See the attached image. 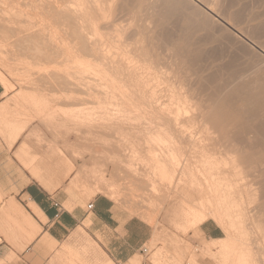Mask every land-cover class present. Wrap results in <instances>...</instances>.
Listing matches in <instances>:
<instances>
[{
  "label": "bare ground",
  "instance_id": "obj_1",
  "mask_svg": "<svg viewBox=\"0 0 264 264\" xmlns=\"http://www.w3.org/2000/svg\"><path fill=\"white\" fill-rule=\"evenodd\" d=\"M20 1H27L33 11L22 9ZM7 29L14 31L11 39ZM0 65L20 88L0 106V129L9 147L25 130L17 116L30 121L36 114L51 122L60 114L64 122L83 120L102 130L110 127L102 123L137 113L142 122L138 130H155L148 146L156 145L160 154L151 157L155 163H149L150 178L166 182L181 171L179 181L189 192V203L174 207L173 224L194 230L212 220L225 237L207 243L204 250L216 249L220 264H250L249 245L257 236L249 232L244 210L246 197L257 195L252 194L257 188L242 182L250 174L252 186L261 184L264 191V151L239 150L246 146L244 140L249 152L264 148V0H0ZM38 76L63 86L60 98L84 94L98 106L79 112L53 110L56 95L33 86ZM0 83L3 95L12 90L1 75ZM196 125L205 135L215 131L220 146L239 148L231 151L239 159L229 149L211 153L202 138H195ZM216 138L206 141L215 146ZM185 145L192 146L187 155ZM20 148L17 159L47 191L59 184L57 175L66 179L73 172L63 158L46 153L35 159L26 146ZM192 160L201 164L200 170ZM242 164L249 165L247 171ZM99 171L77 173L65 186L70 200L81 203L108 193L118 201L119 185ZM164 257L161 250L154 259L163 264Z\"/></svg>",
  "mask_w": 264,
  "mask_h": 264
},
{
  "label": "rangeland",
  "instance_id": "obj_2",
  "mask_svg": "<svg viewBox=\"0 0 264 264\" xmlns=\"http://www.w3.org/2000/svg\"><path fill=\"white\" fill-rule=\"evenodd\" d=\"M20 2L22 3V6H23L22 9L26 8L25 10L28 9L29 11H33L31 7L27 6L28 5L26 4L27 1H20ZM1 25L3 24L1 23ZM5 33L8 36V39H11L12 36L14 35V31L12 29L5 30ZM0 75L12 87V90L4 94L5 99L3 100L1 99V101H8L9 99L15 96V94L20 88L16 84L13 76L11 75V73L8 71V69L5 66L0 65ZM38 77L40 81L42 78V81L40 82L39 79L36 80V82H33L34 83L33 86L37 84L36 85L37 87L36 86L34 87L40 89L41 91L43 90L46 93L56 95L55 102L50 104V108L53 110L62 109L64 111L70 110L74 112L76 111L79 112V110H82L84 108L87 110L88 108L93 109L98 106V103H99L98 101L95 100L94 102L93 99L86 97L84 94H80L78 98L71 99V100L60 98L59 95H60V92L63 90V86L61 87L60 84L52 81L54 82L55 85H57L56 87L55 85H53V83L50 80H47L48 82L46 81V79L44 80L45 76H38ZM35 115L36 114H32L33 118L30 117V119L32 118L30 121L28 120V117L25 118L26 116L25 117L17 116L18 119L20 118L21 122L22 120H24L23 123L25 124V130L23 131L25 132L30 127H31V130L27 131L26 133L23 132L24 134L22 133L18 144H16L15 146V149L17 150L18 147L21 145V143L25 142L31 148V150L28 151L29 153L30 152L32 153L33 150H37V152L41 154H46V153L48 155L54 154V157L56 159L58 157L61 159L63 158L66 163L68 164L70 163L73 166V172H72L73 174L71 173L72 175L70 174L71 176L69 175L70 177L68 176L69 178L67 177L68 179L64 180L63 182L64 186L67 183H70L71 179L77 173L80 172L84 174L86 173V171L90 172L93 169H98V171L100 170L99 173H101V175L102 174L104 175L102 176L106 178V181L108 180L111 182L114 181V183L119 185L120 190L122 192L120 193V197L118 201H116L117 199H115L114 197L113 199L115 200H112L111 199L112 197L108 193L106 194L97 193L90 197H86L81 203H78V202L76 203V201L72 198L71 200L74 202V204H77L80 207H82L83 210H87L88 204L94 201L96 198H106L110 200V202L114 205L115 210H120L127 217L136 218L138 219V221L142 222L146 226L147 230L149 231V237L145 245L142 247V248L147 249V253L146 254L142 253V250H141L140 252H138L135 258V259L140 260L139 264H158L154 258H155V254L161 250L164 251V256H165L163 259L160 260V262L163 264H174L176 262L180 264H220L221 263L218 258L220 256L216 249H214L211 252L212 254L210 252L207 253L204 250L203 247L204 245L206 246L208 242H206L204 237L201 236L199 232V226L194 230L192 229L189 230V228H186V230H183L181 228H177L173 224L172 219H173V214H174V207L180 205L182 202L189 203L187 202L188 200H190L189 199L190 197H188L189 192H188L187 187L182 185L183 183L180 182L181 180H180L179 173H181V171H178V174H176L177 176L175 175L178 178V182H180V184L177 182V179L175 176L173 177L175 181L172 178V180H168V181L165 179L166 182L164 180H158V178L156 180L154 179V177L152 178V176L150 178V175L152 172L150 169V167L152 168V166L150 164L152 163L153 165L155 163V161H153L154 158H151V157H156L157 155H160V154L158 153L156 155L157 153L156 145L155 147L154 145L151 146L153 148L148 146V143L150 142L153 143L151 141L152 136L150 135H152L154 133L153 131L155 130L152 129L153 130L152 131L151 129H148L150 133L152 134L148 133L147 130L145 131L138 130V126L139 124H142V122H138L137 113L131 114L127 118L126 117L120 118L119 121L118 119L115 122L109 121L111 125L114 127L108 124L109 122L106 123L105 125L104 123H102L103 126H107V125L110 126L108 128H103L102 130L98 127H93V125H90L89 123H85L83 120H82L83 122L81 121L82 124L80 123V121L79 122L76 121V122H73L74 123L73 125V123L68 122L69 120H66L67 122L66 123L64 122L66 118H64L60 114H57V116H55V119H53V121L51 120V122L45 121L44 117L42 116H37V115L35 116ZM132 118L133 120L131 121L130 119ZM27 120L28 122L25 123ZM117 121L119 123H117ZM130 122L132 125L130 124ZM28 123L30 124L26 125ZM116 123L119 125H116ZM195 127L197 128V131L195 130L196 128L194 129V131H196V133H198L199 135V136L196 135L195 138H202L203 140L202 139L201 140L204 141L202 142L204 143L202 145L208 144L209 148L208 147L207 148L211 150L210 151L211 153H213L214 151H215L214 153H217L218 151L219 153L220 152L225 153L226 149L230 150V147L226 148L224 147L225 145L223 144L220 146V143H218L219 136L217 135V133H215V131L213 132L211 131L209 135L208 134L205 135L204 130L200 128V126L196 125ZM194 131L193 133H195ZM213 137L215 138L217 137L216 138L217 144H219L217 147L220 146L222 148H217L216 147L217 144H215V146L211 145L212 141H208V142L206 141V139L210 140ZM6 138L7 137L1 132V129H0V156L5 157V158H10L12 157L11 148H8L6 144L7 143ZM147 138H150V139L147 140ZM205 141H206V144H205ZM244 141L246 142V146L240 149L239 151H243L245 154H250V153L255 154V153H261L262 151H264V148L261 149L259 147L258 149L252 148L251 150L252 152H249L247 140H244ZM183 146H182L183 153L187 155L188 150L191 149L192 146L191 147H189L188 145H185V147ZM231 148H233V146ZM233 149L235 150L236 148H233ZM233 149H231L230 151L228 150V151L229 152L234 151ZM238 149L239 148H237L236 150ZM149 151L150 153H148ZM234 152H231V153L234 154ZM153 153H155V155H153ZM146 154H149L150 157L149 155H146ZM32 157L35 159H38L42 157V155L38 157L37 156H32ZM233 157L236 158L235 160L239 159L235 154ZM147 158L151 162L147 161ZM142 159L143 161L145 162L147 161V162L144 163ZM191 162H193V160ZM193 163L196 164V162H193ZM242 163L245 164L244 161ZM17 164L19 165V163ZM195 164H193L194 167H195ZM196 165L198 166V169H199V166L201 168L200 163H197ZM244 166L245 165L242 166V169L248 170L249 165H246L245 167ZM179 169H180V166H179ZM262 180H264V177L262 178ZM161 181H164V182L162 183ZM171 181H173L172 182L173 184L176 182L178 183V186H177V183L173 185V188L175 185L177 186L175 189H173L172 186L170 187V185H172ZM152 182H155L153 183L156 186V188L154 189H152ZM169 182L171 184H168ZM253 182H254L253 178L250 176V174L244 175V182L242 183L246 184L247 186L253 187L251 189H254V190L255 188L258 189V191L256 189L257 192L256 191H253L254 193L252 192L253 195L257 194L255 196H258V197H255V196L246 197V210H244L246 212L245 214L247 217V224H248L247 228H249L248 229L249 232H252L254 230L251 233L253 234V238L257 236L255 240H253L254 242H251L249 245L250 251L253 255L251 254V257H249V260H247V262H249L250 264H264V258H263L264 256V252H263L264 251L263 250L264 249L263 247L264 236H262L264 234H261V232L258 231V229H256L257 227L260 229L264 227V222H262L264 221V213H262L264 212V207L262 206L264 205V196H263L264 191L262 189L261 184L257 186H252ZM187 192L188 194L186 195ZM193 196L194 198H197L196 195H193ZM183 197L185 199H183ZM254 198L255 199L259 198V199L255 200ZM255 201H259V202L255 204ZM123 202L125 203L124 206H123L124 204ZM193 208L195 210L196 209L198 210V207L193 206ZM255 208H256V211H255ZM259 208L261 210H257ZM259 211L260 212L262 211V212L259 214ZM253 213L254 214L256 213L255 215L257 216L255 217ZM146 216L148 219L151 218L153 222L150 223L149 220H146L145 219ZM250 218L252 219V224H251ZM254 219L256 220V223L255 221H253ZM261 222L263 225L261 224ZM207 223L210 224V226L212 227L218 228L215 222H213L212 220H208ZM260 224L262 226H260ZM250 226H252L251 230H250L251 228ZM263 229L261 230L264 231ZM216 235L219 238L225 237L224 233H222L221 231H217ZM257 241L260 244L257 243ZM257 244H258V248L257 247L254 248V246H257ZM259 252L261 254L260 256H259ZM261 252H263V254ZM215 253H217L218 255ZM260 257H262V259ZM216 258H218V260Z\"/></svg>",
  "mask_w": 264,
  "mask_h": 264
},
{
  "label": "crops",
  "instance_id": "obj_3",
  "mask_svg": "<svg viewBox=\"0 0 264 264\" xmlns=\"http://www.w3.org/2000/svg\"><path fill=\"white\" fill-rule=\"evenodd\" d=\"M3 93L0 83V105ZM20 138L11 147L6 143L12 157L0 156V264H136L149 237L146 226L106 198L92 201L90 211L74 204L65 192L69 183L63 185L73 173L57 175L59 184L47 191L17 159L22 145L31 150L25 142L15 149ZM219 229L199 226L208 243L223 238Z\"/></svg>",
  "mask_w": 264,
  "mask_h": 264
},
{
  "label": "built area",
  "instance_id": "obj_4",
  "mask_svg": "<svg viewBox=\"0 0 264 264\" xmlns=\"http://www.w3.org/2000/svg\"><path fill=\"white\" fill-rule=\"evenodd\" d=\"M93 209V203L92 202H90L89 204H88V206H87V210H92ZM142 253H144V249L142 248Z\"/></svg>",
  "mask_w": 264,
  "mask_h": 264
}]
</instances>
